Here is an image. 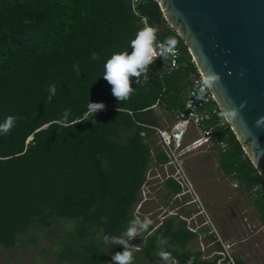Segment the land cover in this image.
Listing matches in <instances>:
<instances>
[{"label": "trees", "instance_id": "1", "mask_svg": "<svg viewBox=\"0 0 264 264\" xmlns=\"http://www.w3.org/2000/svg\"><path fill=\"white\" fill-rule=\"evenodd\" d=\"M142 17L157 30V41L176 38L179 66L170 69V57H157L138 85L130 78L135 90L118 102L103 78L104 64L114 53H131ZM162 20L155 0H0V123L18 117L0 135V249L17 247L28 234L36 243L32 232L49 236L55 229L61 236L49 264H113L112 255L123 251L105 246L103 237L119 236L135 217L148 168L166 162L157 129L172 126L184 110L196 72L182 39ZM93 53L99 58L91 59ZM92 102L105 109L77 123ZM65 110L70 126L61 127L56 121ZM203 113L217 168L246 194L264 225L262 178L214 100ZM160 190L169 199L180 186L169 178ZM195 237L180 214H169L138 243L130 241L139 248L133 264H164L161 250L175 264L190 258L217 264L218 256L203 259L190 248Z\"/></svg>", "mask_w": 264, "mask_h": 264}, {"label": "water", "instance_id": "2", "mask_svg": "<svg viewBox=\"0 0 264 264\" xmlns=\"http://www.w3.org/2000/svg\"><path fill=\"white\" fill-rule=\"evenodd\" d=\"M155 1L197 72L218 76L208 89L264 183V0Z\"/></svg>", "mask_w": 264, "mask_h": 264}, {"label": "rangeland", "instance_id": "3", "mask_svg": "<svg viewBox=\"0 0 264 264\" xmlns=\"http://www.w3.org/2000/svg\"><path fill=\"white\" fill-rule=\"evenodd\" d=\"M165 125H168L167 119ZM196 134V131L189 132L185 141H190ZM183 168L198 199L197 206L204 210L217 236L223 242L232 244L234 259L240 258L244 264H264V225L246 194L217 168L216 157L210 154L208 147L189 153L184 159ZM147 190L146 200L138 212L141 219L148 216L152 224L159 223L170 213L190 218L199 210L196 204H187L191 201L189 195L181 199H168L159 187L150 186ZM167 199L168 203L165 204ZM202 217L197 215L195 218L202 221ZM52 232L55 235L32 232L36 243L28 241V234L17 247L0 249V264H49L54 258L53 249L60 240L58 237L61 236L58 230L53 229ZM206 236L202 239L204 243L209 240ZM136 238L138 243L139 238ZM198 247V239L191 242V249Z\"/></svg>", "mask_w": 264, "mask_h": 264}, {"label": "built area", "instance_id": "4", "mask_svg": "<svg viewBox=\"0 0 264 264\" xmlns=\"http://www.w3.org/2000/svg\"><path fill=\"white\" fill-rule=\"evenodd\" d=\"M136 1L132 0L133 3H136ZM141 21L145 24V17H142ZM178 58L179 50L177 49V54L170 56V69L178 68ZM191 78L193 87L188 89L186 93L184 110L176 116L172 126L166 129H157L159 144L166 155V162L155 164L148 168L145 181L140 190V200L135 205L133 213L135 217H140L138 209L142 202L146 200V190L150 186L160 188L166 179L171 178L180 186V191L174 194L172 198L181 199L189 195L191 196V201L189 200L187 204L194 203L199 209L190 218L180 217L186 221L187 228L196 234L199 240L201 257L203 259H212L214 256H218L216 260L217 264H236L232 255V244L228 241L223 242L217 236L216 230L208 220L204 210L197 206L198 199L195 198V192L183 168V162L186 156L197 149L208 147L212 135L211 128L204 126L203 121L206 115H204L203 109L207 103L213 100V96L208 87L203 83L204 77L197 70L191 75ZM191 127L195 128L197 134L190 141L186 142L185 137L190 132ZM197 215L203 216L202 221H198L195 218ZM206 234V237L212 235V238L208 237L209 240L204 243L202 239ZM217 244L219 248H215Z\"/></svg>", "mask_w": 264, "mask_h": 264}, {"label": "clouds", "instance_id": "5", "mask_svg": "<svg viewBox=\"0 0 264 264\" xmlns=\"http://www.w3.org/2000/svg\"><path fill=\"white\" fill-rule=\"evenodd\" d=\"M157 30L145 23L137 33L135 39L130 43L131 53L120 52L114 53L110 59L104 64L103 78L111 85L112 95L118 102L127 101L134 88L131 87L130 78H136V84L140 83V77L146 75L149 72V65L153 64L157 57L163 58L164 62L169 59L170 56L177 54L178 41L175 37L169 36L163 42L157 41ZM98 54L93 53L91 59H98ZM159 75V73H158ZM218 80L217 75H209L204 79L203 83L206 87H211L212 84ZM48 100L51 101L52 96L56 94V86L53 84L49 87ZM105 109L104 103L92 102L88 103L87 111L84 114L83 119L77 123L88 121V117H94L96 113ZM119 111V108H118ZM70 110H65L62 119L56 121L61 127H68V116ZM235 115V113H233ZM18 117L7 116L5 120L0 123V135L8 134L15 126ZM92 123H96L93 119ZM264 125V117H260L256 121V126L260 127ZM153 221L145 216L141 219L139 216L134 217L129 221L128 227L119 236L105 235L103 237V243L105 246H122V252H116L112 255L113 264H133L134 253L139 248L137 245L130 243L134 238L141 237L147 232L152 225ZM159 243H167L166 239H159ZM158 255L164 261V264H175L172 260L170 253L161 250ZM194 258H190L188 264H192Z\"/></svg>", "mask_w": 264, "mask_h": 264}, {"label": "crops", "instance_id": "6", "mask_svg": "<svg viewBox=\"0 0 264 264\" xmlns=\"http://www.w3.org/2000/svg\"><path fill=\"white\" fill-rule=\"evenodd\" d=\"M191 131H194V132H195L196 130H195V128H194V127H191V128H190V132H191ZM196 239H198V238H197V237H195V239H194V240H196ZM194 240H193V241H194ZM196 249H197V250H199V247H198V248H196ZM199 251H200V250H199Z\"/></svg>", "mask_w": 264, "mask_h": 264}]
</instances>
